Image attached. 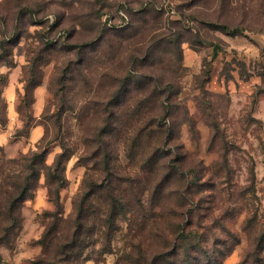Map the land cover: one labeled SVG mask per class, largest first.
Wrapping results in <instances>:
<instances>
[{"label": "rangeland", "instance_id": "rangeland-1", "mask_svg": "<svg viewBox=\"0 0 264 264\" xmlns=\"http://www.w3.org/2000/svg\"><path fill=\"white\" fill-rule=\"evenodd\" d=\"M0 69V264H264V0H0Z\"/></svg>", "mask_w": 264, "mask_h": 264}, {"label": "trees", "instance_id": "trees-1", "mask_svg": "<svg viewBox=\"0 0 264 264\" xmlns=\"http://www.w3.org/2000/svg\"><path fill=\"white\" fill-rule=\"evenodd\" d=\"M220 27H222L224 30H227V26L224 24H222ZM64 159H65L64 154L60 152L56 156L53 163L49 165H44V173H45V177H46L47 184L49 187V194L54 195L53 199L56 201L59 200V189L65 183V176L63 174ZM30 186L31 184L27 186L26 183H23V184L18 183L13 186L12 193H10L8 203H7L8 219L10 221V226H8L7 228H1V231L3 232L0 235V242L9 244V234L12 233L13 230L16 229L15 227L19 225V215L15 214L14 212L17 202L19 201L23 202L25 199L33 196L32 192H27V189H29ZM10 227H13V228H10Z\"/></svg>", "mask_w": 264, "mask_h": 264}, {"label": "clouds", "instance_id": "clouds-1", "mask_svg": "<svg viewBox=\"0 0 264 264\" xmlns=\"http://www.w3.org/2000/svg\"><path fill=\"white\" fill-rule=\"evenodd\" d=\"M0 71H3V69H0ZM37 114H39V113H37ZM39 238H40L39 236L36 237V239H39Z\"/></svg>", "mask_w": 264, "mask_h": 264}]
</instances>
